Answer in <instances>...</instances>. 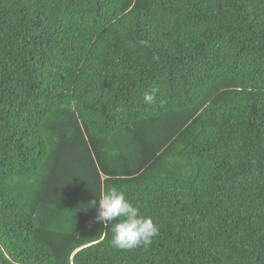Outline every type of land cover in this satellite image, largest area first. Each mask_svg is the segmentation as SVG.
Instances as JSON below:
<instances>
[{
	"label": "trees",
	"instance_id": "1",
	"mask_svg": "<svg viewBox=\"0 0 264 264\" xmlns=\"http://www.w3.org/2000/svg\"><path fill=\"white\" fill-rule=\"evenodd\" d=\"M0 264H264V0H0Z\"/></svg>",
	"mask_w": 264,
	"mask_h": 264
},
{
	"label": "clouds",
	"instance_id": "2",
	"mask_svg": "<svg viewBox=\"0 0 264 264\" xmlns=\"http://www.w3.org/2000/svg\"><path fill=\"white\" fill-rule=\"evenodd\" d=\"M155 91L154 89L152 93L144 94L145 103L154 102ZM89 206L97 209V215L94 217L96 222L102 223L106 228L111 225V244L120 250L150 246L159 234L154 221L141 215L125 193L116 188L100 195L98 203L96 200L90 201Z\"/></svg>",
	"mask_w": 264,
	"mask_h": 264
}]
</instances>
